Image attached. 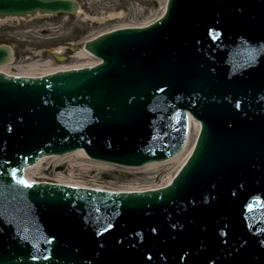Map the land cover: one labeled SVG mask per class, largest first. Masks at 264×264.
<instances>
[{
  "label": "water",
  "instance_id": "obj_1",
  "mask_svg": "<svg viewBox=\"0 0 264 264\" xmlns=\"http://www.w3.org/2000/svg\"><path fill=\"white\" fill-rule=\"evenodd\" d=\"M76 1L0 0V17L70 15ZM163 13L87 41L93 67L0 73V264H264V0H167ZM11 59L0 45V65ZM188 116L200 131L165 187L23 176L76 149L163 161L183 147Z\"/></svg>",
  "mask_w": 264,
  "mask_h": 264
},
{
  "label": "rangeland",
  "instance_id": "obj_2",
  "mask_svg": "<svg viewBox=\"0 0 264 264\" xmlns=\"http://www.w3.org/2000/svg\"><path fill=\"white\" fill-rule=\"evenodd\" d=\"M80 13L74 15H33L25 18H0V44L12 47V72L30 65L39 69L46 64L59 65L91 62L80 59L76 53L85 41L98 34L119 27L141 25L162 13L165 0H78ZM61 57L62 59H58ZM188 148L196 132L192 128ZM184 156L153 172L141 168L126 169L114 166L102 168L88 166L77 157L55 164L46 160L37 172L29 177L37 180H67L80 185L110 190H129L159 185L179 167ZM79 164L78 167L72 164ZM113 166V165H112Z\"/></svg>",
  "mask_w": 264,
  "mask_h": 264
},
{
  "label": "bare ground",
  "instance_id": "obj_3",
  "mask_svg": "<svg viewBox=\"0 0 264 264\" xmlns=\"http://www.w3.org/2000/svg\"><path fill=\"white\" fill-rule=\"evenodd\" d=\"M164 10V7L162 8V12ZM78 13H80V8L78 9ZM149 23V22H148ZM144 25H147V22L146 23H143L141 25H135V26H144ZM120 28H123L122 26ZM77 56L80 58V59H85V58H92V55H90L83 47L78 50V52L76 53ZM98 60L96 58H92V61L87 63V62H84V63H81V64H77V66L75 67H83V66H89V65H93L97 62ZM50 64H46V67L45 68H42V69H39L37 68L38 66L37 65H30V66H27L25 67L24 69H21L19 72H15V74L19 75V76H35L37 74H47V73H51L53 72L54 70H57L56 68L57 67H51L49 66ZM61 68L63 67H71V66H59ZM11 62L10 63H6V64H3V65H0V72H5V73H11L12 72V69H11ZM14 73V72H12ZM198 123L196 121H194L192 118L189 117V123H188V136H187V140H186V144L185 145V148L183 150H181L180 152H178L177 154H175L173 157H171L170 159L168 160H165V161H162V162H150L149 165H145L143 167H140L141 169H143V171H147V172H153L155 171L156 169L160 168V167H164L172 162H175L177 161L178 159H180L182 156L185 155L184 157V160L187 158V156L189 155L192 147H193V144H194V141L192 142V145L190 146V148H188V145H189V139H190V132H191V129L194 128L195 129V132L197 133L198 131ZM72 157H77L79 159H82L84 162L87 163L88 166H95V167H102V168H106V167H110V169L114 166H112L111 164H106V163H103V162H98V161H92V160H88V158L86 157V155L84 154V152L82 150H76L75 152L73 153H70V154H65V155H62V156H50V157H42L39 161L36 162V164L34 166H31V167H28L25 169V177L26 179L28 180H33V178L29 177V175H32L31 172H37V170H39L41 168V165L46 161V160H50V162H54L55 164H58V163H61V162H66L67 160L68 161H71V158ZM66 160V161H64ZM182 161V162H183ZM72 166H75V167H78L79 164L75 163V164H72ZM29 174V175H28ZM172 178V175H170L169 177H167V179H165L164 181L161 182V184H167ZM55 182H59V183H63V184H71V185H80L76 182H72V181H67V180H61V179H57V180H53ZM82 186V185H80ZM149 187V186H148ZM141 188L139 187H136V188H129V190H139Z\"/></svg>",
  "mask_w": 264,
  "mask_h": 264
},
{
  "label": "snow or ice",
  "instance_id": "obj_4",
  "mask_svg": "<svg viewBox=\"0 0 264 264\" xmlns=\"http://www.w3.org/2000/svg\"><path fill=\"white\" fill-rule=\"evenodd\" d=\"M20 183H24L26 186H30V185H27V182L26 181H19Z\"/></svg>",
  "mask_w": 264,
  "mask_h": 264
}]
</instances>
